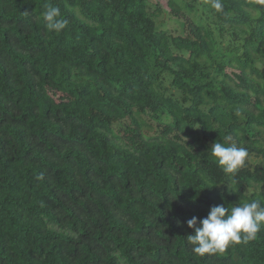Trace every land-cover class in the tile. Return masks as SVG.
<instances>
[{
  "label": "trees",
  "instance_id": "1",
  "mask_svg": "<svg viewBox=\"0 0 264 264\" xmlns=\"http://www.w3.org/2000/svg\"><path fill=\"white\" fill-rule=\"evenodd\" d=\"M221 3L0 0V264H264V228L186 242L211 206L264 202V0ZM214 142L248 150L235 177Z\"/></svg>",
  "mask_w": 264,
  "mask_h": 264
},
{
  "label": "clouds",
  "instance_id": "2",
  "mask_svg": "<svg viewBox=\"0 0 264 264\" xmlns=\"http://www.w3.org/2000/svg\"><path fill=\"white\" fill-rule=\"evenodd\" d=\"M210 4L217 12L223 10L221 0H210ZM42 19L45 28L56 33L65 29L69 23L63 17L60 7L51 3L45 6ZM207 153L222 167L224 173L232 177L245 166L249 156L246 148L234 143L226 145L214 142ZM187 226L194 230L186 237V242L192 246L195 254L204 256L223 253L229 245L247 243L256 238L264 228V202L262 199H252L227 207L223 204L213 205L206 217L193 216L187 221Z\"/></svg>",
  "mask_w": 264,
  "mask_h": 264
},
{
  "label": "rangeland",
  "instance_id": "3",
  "mask_svg": "<svg viewBox=\"0 0 264 264\" xmlns=\"http://www.w3.org/2000/svg\"><path fill=\"white\" fill-rule=\"evenodd\" d=\"M169 27H170V28L173 27V23H169Z\"/></svg>",
  "mask_w": 264,
  "mask_h": 264
}]
</instances>
